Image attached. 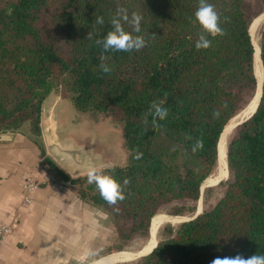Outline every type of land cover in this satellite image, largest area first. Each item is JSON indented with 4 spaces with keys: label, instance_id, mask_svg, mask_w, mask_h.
Listing matches in <instances>:
<instances>
[{
    "label": "trees",
    "instance_id": "1",
    "mask_svg": "<svg viewBox=\"0 0 264 264\" xmlns=\"http://www.w3.org/2000/svg\"><path fill=\"white\" fill-rule=\"evenodd\" d=\"M209 2L223 32L197 49L199 0H0V133L27 123L39 136L42 102L56 88L78 111L108 112L121 122L126 164L103 173L116 179L123 201L110 206L95 182L77 189L107 213L119 250L147 238L155 214L192 217L218 164L225 124L256 92L249 30L264 13V0ZM118 7L142 16V49L106 51L95 43L111 29ZM259 49L260 98L227 138L220 195L194 217L164 225L156 245L131 264H211L217 257L264 254V16ZM101 64L111 70L103 72ZM153 104L168 115L157 127L148 117L146 127ZM196 140L202 147L192 152ZM134 154L143 159L133 163Z\"/></svg>",
    "mask_w": 264,
    "mask_h": 264
},
{
    "label": "crops",
    "instance_id": "2",
    "mask_svg": "<svg viewBox=\"0 0 264 264\" xmlns=\"http://www.w3.org/2000/svg\"><path fill=\"white\" fill-rule=\"evenodd\" d=\"M62 99L51 90L43 100L39 136L30 134L27 123L0 133V223L11 228L0 239V264H91L107 245V213L77 193L87 171L69 173L45 145V135L59 137ZM29 179L37 188L23 202Z\"/></svg>",
    "mask_w": 264,
    "mask_h": 264
},
{
    "label": "rangeland",
    "instance_id": "3",
    "mask_svg": "<svg viewBox=\"0 0 264 264\" xmlns=\"http://www.w3.org/2000/svg\"><path fill=\"white\" fill-rule=\"evenodd\" d=\"M260 28L261 25L258 29V38ZM52 90H57V88ZM61 101L62 104H59L56 109V113H59V117L57 118V125L59 127V138H68L77 144L83 145L87 149L89 148L91 150L92 155L95 156L98 159V162L103 165L102 167H98L101 168L102 172H104L105 169L114 165L123 166L126 164L128 153L123 144V132L121 122L113 120L108 112H98L95 110L89 112L78 111L74 107L70 97H63ZM61 110L63 111L62 113ZM231 131L228 133L227 138ZM225 171H227V169ZM216 173L217 166L210 176L214 177ZM84 175L85 176H82L84 178L80 179V185H85L86 183H88L87 172ZM225 178L226 176L222 178V180ZM220 192L221 188L218 187V183H214V185L204 183L201 188V195L198 198V201H196L195 212L197 211L198 207L201 211L203 207L213 204L220 195ZM194 213L192 214V216L194 215ZM160 214L168 215L165 212H160ZM176 217L178 218H176V220H173L172 223L164 222L158 227L155 232L156 241L161 236V230L164 225L170 223L172 226H175L182 219L189 218L190 216L176 215ZM108 223L112 225L110 218ZM110 229L111 231H109L106 247L103 248L98 255H93V257H91L90 262L98 258L99 256H105L106 254L122 250L136 254V252L145 244L149 237L148 236L145 239H135L129 241L127 244H123L121 246V249L119 250L121 243L116 238L114 226H110ZM137 257L139 256L134 255L132 259L126 260L124 262H115L112 264H131V262ZM81 264L88 263L84 262Z\"/></svg>",
    "mask_w": 264,
    "mask_h": 264
},
{
    "label": "clouds",
    "instance_id": "4",
    "mask_svg": "<svg viewBox=\"0 0 264 264\" xmlns=\"http://www.w3.org/2000/svg\"><path fill=\"white\" fill-rule=\"evenodd\" d=\"M195 21L203 30L198 39L195 41V47L208 48L211 40L208 36H215L222 34L223 30L219 25V14L214 8V5L209 0H199L198 7L194 12ZM142 16L133 11L129 17L128 10L125 8H117L115 15L110 19L111 29L107 31L102 39H97L96 44L100 45L104 50L117 51H131L139 50L146 46L144 35L141 31ZM122 21L131 25V31H126L122 25ZM97 24H103L104 19L101 16L96 17ZM87 35H90L89 33ZM100 68L103 72H109L110 66L101 64ZM168 115V109L162 107L160 104H153L149 106L147 116H145V126L147 127L148 117H151V126L157 127L158 120H164ZM202 147V141L196 140L192 145V152ZM143 157L139 154L133 155V163H139ZM87 180L89 183L95 182L96 188L100 195L110 205L115 207L116 204L123 201V195L120 186H118L116 179L101 171L94 163L90 164L87 170ZM127 182L124 187H127ZM211 264H264V254H252L245 258L240 254L234 257H217L211 261Z\"/></svg>",
    "mask_w": 264,
    "mask_h": 264
},
{
    "label": "bare ground",
    "instance_id": "5",
    "mask_svg": "<svg viewBox=\"0 0 264 264\" xmlns=\"http://www.w3.org/2000/svg\"><path fill=\"white\" fill-rule=\"evenodd\" d=\"M262 22V16L261 14L258 15L252 22L250 26V34H251V40L254 46V72L255 76L257 78V88L256 92L253 96V98L250 100V102L237 114H235L233 117L229 119V121L225 124L221 135L219 139V161L217 164V173L214 177H208L203 184H216L217 180L221 178L223 175L226 174V161H225V150H226V140L228 133L232 130L234 125L241 119L247 117L255 108L258 96L260 93V83H261V74H262V65L258 56V44H259V38H258V29ZM219 176V177H218ZM220 180V179H219ZM202 184V185H203ZM199 210V207L197 211ZM178 217H173L169 215L164 214H155L151 219V227H150V235L145 244L136 252V254H133L132 252L128 251H117L110 254H106L105 256L99 257L98 259H95L92 261L91 264H112L115 262H124L126 260L132 259L134 255H143L147 253L149 250H151L153 245L156 242L155 239V232L158 229V227L164 223V222H170L172 223L173 220H176ZM179 220V219H178Z\"/></svg>",
    "mask_w": 264,
    "mask_h": 264
},
{
    "label": "water",
    "instance_id": "6",
    "mask_svg": "<svg viewBox=\"0 0 264 264\" xmlns=\"http://www.w3.org/2000/svg\"><path fill=\"white\" fill-rule=\"evenodd\" d=\"M261 16L263 19L264 13H262ZM258 56L260 59L259 44H258ZM260 62H261V59H260ZM261 83H262V79H261ZM261 83H260V93L258 96V100L261 94ZM254 110L247 117H249L254 112ZM247 117H245L244 119H246ZM244 119L240 120L237 124L242 122ZM237 124H235L234 126H236ZM2 136L5 137L6 135L3 134ZM44 139H45V145H46V148L49 154L55 160H57L61 164V166H63L71 174H79V173L86 172L90 164H93V163L97 167L103 166L101 163L98 162V159L92 155L91 150L89 148L87 149L83 145L77 144L71 139H68V138L61 139L59 137H54L50 135H45ZM218 182L219 180L217 181V183ZM199 212L200 210L196 211L192 217H194ZM192 217L182 219L181 221L188 220ZM156 242L153 245V247L156 245ZM137 256H141V255H137Z\"/></svg>",
    "mask_w": 264,
    "mask_h": 264
},
{
    "label": "built area",
    "instance_id": "7",
    "mask_svg": "<svg viewBox=\"0 0 264 264\" xmlns=\"http://www.w3.org/2000/svg\"><path fill=\"white\" fill-rule=\"evenodd\" d=\"M37 188V183L34 182L33 180L29 179L25 182L24 185V197H23V202H28L31 198L30 192H32L34 189ZM11 232V228L9 225L0 223V239Z\"/></svg>",
    "mask_w": 264,
    "mask_h": 264
}]
</instances>
